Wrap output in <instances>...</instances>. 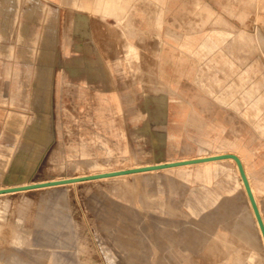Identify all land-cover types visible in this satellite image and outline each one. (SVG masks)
<instances>
[{
	"label": "rangeland",
	"instance_id": "1",
	"mask_svg": "<svg viewBox=\"0 0 264 264\" xmlns=\"http://www.w3.org/2000/svg\"><path fill=\"white\" fill-rule=\"evenodd\" d=\"M32 1L0 92V186L225 150L264 223V0H81L96 35L76 85L58 72L64 0ZM106 2L127 7H88ZM172 166L1 194L0 264H264L234 162Z\"/></svg>",
	"mask_w": 264,
	"mask_h": 264
},
{
	"label": "crops",
	"instance_id": "2",
	"mask_svg": "<svg viewBox=\"0 0 264 264\" xmlns=\"http://www.w3.org/2000/svg\"><path fill=\"white\" fill-rule=\"evenodd\" d=\"M41 1L43 2V0ZM33 3L32 0H0V8L4 9L3 19L0 21V92L3 90L2 88L9 89L11 96V90L17 80V41L19 39V25H22L17 18V9L33 8ZM81 3V0H68V2L64 0L62 7L67 12L65 11L63 21L62 19L59 21L56 34L58 42V72L61 74V79L64 82L69 80L74 85L80 79L82 47L85 45L89 49L90 44H86L85 42L92 41V36L94 37L96 35L92 32H83ZM88 7L92 10H98L100 8V12L108 16L114 15L116 9L125 8L127 5L124 2H106L99 6L89 5ZM120 19L121 21L125 20V18L121 17ZM32 68L33 66L29 68L27 66L26 72H32Z\"/></svg>",
	"mask_w": 264,
	"mask_h": 264
},
{
	"label": "water",
	"instance_id": "3",
	"mask_svg": "<svg viewBox=\"0 0 264 264\" xmlns=\"http://www.w3.org/2000/svg\"><path fill=\"white\" fill-rule=\"evenodd\" d=\"M225 157H232L238 167L239 174L241 176L245 191L247 193V196L250 200L254 215L257 219V222L259 224L263 239H264V223L263 219L261 217L259 208L257 206L255 197L252 193L249 181L247 179V176L245 174L242 162L239 158V156L233 152H223L219 154H213L209 156H199L195 158H187L184 160H176V161H171V162H163V163H158V164H148L144 166H137V167H131V168H122L118 170H111V171H106V172H96V173H91V174H85L81 176H72V177H67V178H60V179H53V180H45V181H39V182H32V183H27V184H20V185H15V186H8V187H2L0 188V193L1 192H9V191H15V190H21V189H26V188H35V187H41V186H48V185H57V184H63V183H69L72 181H78V180H84V179H91L95 177H101V176H111V175H116V174H123L127 172H134V171H140V170H148L152 168H161V167H167L171 165H178V164H183V163H189V162H199V161H205V160H211V159H218V158H225Z\"/></svg>",
	"mask_w": 264,
	"mask_h": 264
},
{
	"label": "bare ground",
	"instance_id": "4",
	"mask_svg": "<svg viewBox=\"0 0 264 264\" xmlns=\"http://www.w3.org/2000/svg\"><path fill=\"white\" fill-rule=\"evenodd\" d=\"M142 81V80H141ZM194 107V106H193ZM223 152H226L225 150L224 151H220V152H209V153H207V154H205L206 152H204L201 156H209V155H213V154H219V153H223ZM234 153V152H233ZM236 154V153H235ZM195 157H198V154H197V156H192V157H184V159H187V158H195ZM240 158V157H239ZM183 159V160H184ZM232 160V162H234V164H235V166H236V169H237V171H238V174H239V170H238V167H237V165H236V162H235V160L232 158V157H225V158H218V159H211V160H205V161H199V162H189V163H183V164H178V165H174V166H172V167H169V168H173V167H182V166H187V165H191V164H205V163H210V162H216V161H219V160ZM241 160V159H240ZM85 161V160H84ZM243 165V164H242ZM244 168V167H243ZM245 171V170H244ZM246 174V173H245ZM166 176V175H165ZM159 178V177H158ZM102 179V178H101ZM45 180H47V179H41V180H35V181H28V182H22V183H16V184H9V185H3V186H0V188H2V187H8V186H15V185H20V184H27V183H32V182H39V181H45ZM239 180H240V182H241V184H242V186H243V189H244V192H245V194H246V191H245V188H244V185H243V182H242V179H241V176H240V174H239ZM126 181V180H125ZM157 181V180H156ZM178 182V181H177ZM73 183H76V181H72V182H69V183H63V184H72L73 185ZM60 186L61 184H57V185H48V186H41V187H35V188H26V189H21V190H15V191H9V192H17V191H26V190H31V189H38V188H45V187H52V186ZM70 186V185H69ZM76 187V186H75ZM178 187V186H177ZM9 192H1L0 193V195L1 194H7V193H9ZM17 195V194H16ZM8 197V196H7ZM7 197H4V198H6L5 200H7ZM246 198H247V194H246ZM5 200H4V203H5ZM10 200V199H9ZM1 201V200H0ZM18 201V200H17ZM247 201H248V204H249V206H250V203H249V200H248V198H247ZM7 202H9V201H7ZM7 202L4 204V203H0V205L1 204H4L5 206H7ZM13 204H14V200H13V202H12ZM162 203V202H161ZM12 204V205H13ZM169 204V203H168ZM9 205L10 204H8V207H9ZM11 205V206H12ZM15 205V204H14ZM5 206H2L3 208L5 207ZM168 206H170V205H168ZM1 206H0V208H2ZM8 207H6L5 209L7 210V208ZM14 207V206H13ZM165 207V206H164ZM2 208V209H3ZM14 209H16V208H14ZM250 209H251V206H250ZM5 210V211H6ZM13 210V209H12ZM17 210V209H16ZM171 210V209H170ZM1 211V213H3L2 212V210H0ZM8 213H9V211H7ZM10 212H12V211H10ZM252 212V211H251ZM13 213V212H12ZM3 214H5V213H3ZM14 216H16L15 214H13ZM18 216H21V215H17L16 216V218H18ZM3 216H1V218H2ZM0 218V219H1ZM21 219H22V217H21ZM5 220V219H4ZM78 220V219H77ZM18 221V220H17ZM3 223H4V221H3ZM6 224H7V221H6ZM74 224V223H73ZM8 225V224H7ZM6 225V226H7ZM11 225V224H10ZM154 226V225H153ZM8 227V230L10 231V230H12V229H9V226H7ZM15 227V226H14ZM16 228H17V226H16ZM15 228V230H17ZM11 232V231H10ZM9 232V233H10ZM16 232V231H15ZM18 232V231H17ZM1 233H2V231H1ZM0 233V234H1ZM8 233V234H9ZM19 233H21V232H19ZM151 233V232H150ZM13 234H15V233H13ZM26 234V233H25ZM29 234V233H28ZM153 234V233H152ZM11 235V234H10ZM4 236V235H3ZM14 236V235H13ZM152 236V235H151ZM0 237H1V235H0ZM12 236H10V238H11ZM9 239V241H11L10 240V238L9 237H6V239ZM7 239V240H8ZM14 240H15V237L13 238ZM28 240V239H27ZM4 241V240H3ZM6 241V240H5ZM4 241V242H5ZM9 241L7 242V243H9ZM12 242V241H11ZM14 242H16V240L14 241ZM26 242V241H25ZM13 243V242H12ZM3 244H5V243H3ZM16 244H18V245H20L21 243L19 242V243H16ZM5 245H7V244H5ZM5 245H2V244H0V247L2 246V250H4V251H6V250H8L7 248H6V250L5 249H3L4 247L3 246H5ZM10 245H13V244H11L10 243ZM9 246V245H8ZM15 246V245H14ZM5 247H7V246H5ZM10 247V246H9ZM20 247V246H19ZM22 247V246H21ZM11 249H12V247H10ZM16 248V247H15ZM18 248V247H17ZM16 248V249H17ZM28 248H30V247H28ZM36 248V247H35ZM39 248V247H38ZM23 249V248H22ZM33 249V248H32ZM13 250H15L14 249V247H13ZM29 250V249H28ZM3 251V252H4ZM22 251V250H21ZM30 251V250H29ZM28 251V252H29ZM13 252V251H12ZM15 252V251H14ZM18 252H20V251H18ZM27 252V253H28ZM8 253H9V250H8ZM26 253V254H27ZM34 253V252H33ZM5 254V253H4ZM10 254V253H9ZM10 255H12V254H10ZM32 255V254H31ZM34 255V254H33ZM36 255V254H35ZM17 255H14V256H9L8 258H10V262H8V263H10V264H26V263H28V261H29V258H28V260H26L25 261V259L24 260H22V259H20L19 257H16ZM20 256V255H19ZM22 256V255H21ZM25 256H27V255H25ZM24 256V257H25ZM6 257V256H5ZM45 257V256H44ZM7 258V257H6ZM4 259V258H3ZM46 259V258H45ZM4 260H6V259H4ZM32 260V259H31ZM33 260H34V258H33ZM47 260H48V258H47ZM7 261H9V260H7ZM50 261H51V259H50ZM45 261H43V263H44ZM31 264H32V262H31ZM36 264V263H35Z\"/></svg>",
	"mask_w": 264,
	"mask_h": 264
}]
</instances>
